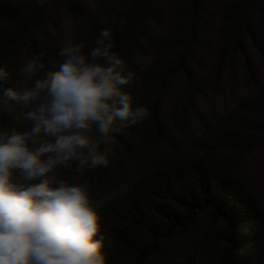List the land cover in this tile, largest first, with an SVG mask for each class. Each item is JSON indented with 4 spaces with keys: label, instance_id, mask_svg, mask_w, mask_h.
<instances>
[{
    "label": "trees",
    "instance_id": "16d2710c",
    "mask_svg": "<svg viewBox=\"0 0 264 264\" xmlns=\"http://www.w3.org/2000/svg\"><path fill=\"white\" fill-rule=\"evenodd\" d=\"M105 28L134 73L123 90L151 112L108 137L117 167H99L106 264H264V210L235 169L264 148V0H0L5 87H26L33 55L58 71L61 48L90 52ZM227 70L248 94L204 117L195 101L220 95ZM25 127L0 99V128Z\"/></svg>",
    "mask_w": 264,
    "mask_h": 264
},
{
    "label": "clouds",
    "instance_id": "9594fccd",
    "mask_svg": "<svg viewBox=\"0 0 264 264\" xmlns=\"http://www.w3.org/2000/svg\"><path fill=\"white\" fill-rule=\"evenodd\" d=\"M84 48L83 42L61 48L66 59L58 71H45L33 55L20 67L31 81L21 90L5 87L10 74L0 66V99L18 105L27 122L23 131L0 128V264H106L101 217L87 184L57 179L58 170L107 167L105 138L151 112L134 107L123 90L134 73L113 51L109 29L90 52Z\"/></svg>",
    "mask_w": 264,
    "mask_h": 264
},
{
    "label": "rangeland",
    "instance_id": "374dc122",
    "mask_svg": "<svg viewBox=\"0 0 264 264\" xmlns=\"http://www.w3.org/2000/svg\"><path fill=\"white\" fill-rule=\"evenodd\" d=\"M232 77V73L228 72V70L225 71L219 82L221 84L220 88H222L221 94H213L209 101L205 100V102H201L199 99L195 101L197 110L200 109V112L204 117L209 118L211 115L220 113L226 108V106L230 104L232 105L234 101L238 100L240 95L248 94L245 91H242L243 85L245 84L240 83V77ZM26 81V86H30L31 81ZM24 123L25 126H27V122L24 121ZM114 147H116L114 142L108 137L105 138V142L101 144V150H105L106 153L115 152ZM113 158L114 157L111 155V161L109 164L113 167H117L115 164L116 159ZM118 159L123 163V159L119 158V156ZM129 163V161H125V165L128 169H130ZM74 167L75 165H73V168ZM235 169L236 172L246 181V185L255 195L264 210V148H259L247 154L237 156ZM100 172V168L87 170L83 174L75 173L72 168L60 169L58 170L57 179H64L73 183H86L94 206H96L98 198L104 197L110 191L106 181L98 178ZM130 174H132V172H130Z\"/></svg>",
    "mask_w": 264,
    "mask_h": 264
}]
</instances>
